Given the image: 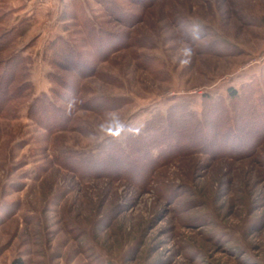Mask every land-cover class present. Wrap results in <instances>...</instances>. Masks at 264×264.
Here are the masks:
<instances>
[{
    "label": "rangeland",
    "instance_id": "1",
    "mask_svg": "<svg viewBox=\"0 0 264 264\" xmlns=\"http://www.w3.org/2000/svg\"><path fill=\"white\" fill-rule=\"evenodd\" d=\"M84 21L109 43L96 50ZM13 27L25 33L0 60L21 52L32 89L0 116V264H264V139L214 156L138 154L124 170L74 161L173 105L200 115L204 94L226 100L253 81L264 92V0H0V37ZM61 40L90 76L56 60ZM43 95L95 108L48 134V117L29 116Z\"/></svg>",
    "mask_w": 264,
    "mask_h": 264
},
{
    "label": "trees",
    "instance_id": "2",
    "mask_svg": "<svg viewBox=\"0 0 264 264\" xmlns=\"http://www.w3.org/2000/svg\"><path fill=\"white\" fill-rule=\"evenodd\" d=\"M108 6L110 7V5ZM108 11L113 13L115 10L109 8ZM77 18L79 17L77 16L75 19ZM79 25L88 30L91 45L96 50L109 43L108 35H99L100 31L94 30L85 21ZM24 33L25 28L19 29V27H13L6 31L0 37V53L8 49L13 41L24 35ZM61 41L62 50L60 52L59 48L56 52L58 54L56 60L61 65L63 63L68 65L69 63L76 67L74 72L78 77L90 76L92 72L87 67L80 66L82 60L79 51L65 40ZM106 48L108 49L107 46L105 50H107ZM100 55L98 54L99 57L104 58L108 56V54L102 55L101 53ZM24 61L25 58L21 52L15 53L5 60H0L1 117L5 115L10 106L14 105L17 100L27 96L28 91L32 89L31 83L27 80ZM82 64H84V61ZM70 86L64 84L65 89L68 91L73 88V86ZM201 98L200 115H196L190 110L189 104L173 105L168 109L165 117L159 116L151 121L142 132L129 134L124 144L117 143L106 151L92 155L88 161L76 158L74 161L88 162L86 170L90 173L96 171L98 167L108 170H124V166L130 168L137 166L140 163L139 155L154 160L155 153L159 154L160 152V155H163L165 152L167 156H178L197 149L202 153L207 150V154L214 156L231 148L245 150L246 147L248 148L253 143L264 139V133L260 128L261 126L264 127V92L261 91L257 82L253 81L242 86L240 90L233 87L228 88L226 100L223 98L214 99L209 94H204ZM103 101L106 102V100ZM64 102L70 108L56 104L48 95L37 97L30 106L29 116L41 125L48 117L49 123L44 127L48 134H52L56 130L69 128L72 116L77 108H95L89 102L77 99L69 98ZM106 103L105 107L103 106V109L106 110H115L116 107H120V105L116 106L111 101ZM12 264H25V262L20 258H16Z\"/></svg>",
    "mask_w": 264,
    "mask_h": 264
}]
</instances>
